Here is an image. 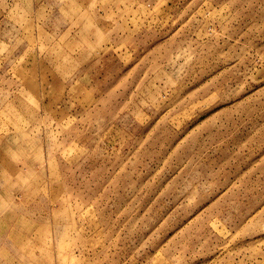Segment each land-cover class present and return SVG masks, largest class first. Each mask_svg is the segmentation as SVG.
Masks as SVG:
<instances>
[{
  "label": "rangeland",
  "instance_id": "rangeland-1",
  "mask_svg": "<svg viewBox=\"0 0 264 264\" xmlns=\"http://www.w3.org/2000/svg\"><path fill=\"white\" fill-rule=\"evenodd\" d=\"M0 264H264V0H0Z\"/></svg>",
  "mask_w": 264,
  "mask_h": 264
}]
</instances>
